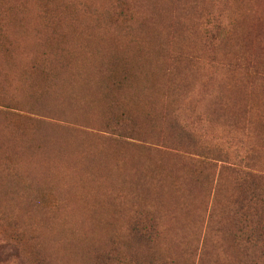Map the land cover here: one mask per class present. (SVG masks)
Segmentation results:
<instances>
[{
  "label": "trees",
  "instance_id": "1",
  "mask_svg": "<svg viewBox=\"0 0 264 264\" xmlns=\"http://www.w3.org/2000/svg\"><path fill=\"white\" fill-rule=\"evenodd\" d=\"M250 11L247 0H0V181L9 185L2 195L20 194L37 212L56 213L74 201L82 216L84 210L91 213L99 222L93 230L102 237L65 239L71 245L68 263L81 258L84 264H174L167 261L171 247L163 219L187 226L191 207L202 206L207 191L209 201L213 198V227L221 239L233 242L229 264H264V168L251 164L254 149L243 132L235 133L238 124L227 111L232 105L243 111L242 106L223 102L218 95L225 83L216 80L227 57L232 60L227 73L240 72L247 83L253 76L248 68L237 70L225 49L226 43L247 45ZM190 12L202 29L198 56L172 47L176 25L181 36L187 35L180 18ZM256 35L257 57L264 62V30ZM206 53L210 73L205 78L191 71L187 79H178L182 65L200 66ZM254 72L264 78V67ZM78 85L80 97L94 93L92 120L100 130L80 137L56 133L49 128L63 129L62 123L47 124L31 115L37 105L52 109L45 104L55 103L51 95L60 98L65 87L63 96L75 100ZM9 87L15 88L10 98ZM222 117L229 122L216 121ZM165 121L178 144L184 140L179 154L155 143ZM237 123L241 126V120ZM220 137L227 150L205 145L206 138ZM27 157L56 165L52 178L38 186L20 183L22 173L13 164ZM216 161L225 165L218 169ZM129 181L146 194L136 193L127 228H115L126 204L111 192ZM223 183L230 187L224 189ZM171 196L192 203L175 205ZM12 219L11 212H0V248L7 250L0 264H49L44 247L27 243L26 230L13 219L14 227Z\"/></svg>",
  "mask_w": 264,
  "mask_h": 264
},
{
  "label": "rangeland",
  "instance_id": "2",
  "mask_svg": "<svg viewBox=\"0 0 264 264\" xmlns=\"http://www.w3.org/2000/svg\"><path fill=\"white\" fill-rule=\"evenodd\" d=\"M247 2L251 8L247 18L249 23L246 28V32H248L249 29L251 30V34L248 33L249 36L246 38L248 43L244 47L237 45L232 47L228 46L226 43L225 49L231 52V58L234 60V65L237 70L241 71L248 68L251 70L253 76L248 79L249 82L247 83L246 78L239 75L240 72L227 73V70L229 69L227 62H232V60H228L227 57V60L222 61L220 64L222 75L216 80L225 83L226 88L218 95L223 102L226 104L242 106L243 111H239V109H237L238 106L233 105L229 106L227 111L234 116L235 119H233V121L236 122V124L239 125L240 123L237 122L238 120H241V126L238 127L237 125V127H234L235 133L238 136H240L242 132L245 134V139L248 140L251 144V148L254 149L250 154L253 156L251 164H254L261 169L264 168V131L261 132V129L263 128L262 126L264 125V94L262 92L264 88V78L261 79L262 75L255 73L254 70L256 67L260 70L264 67V62L261 57H257L260 55V51L257 52V50L260 48L261 44L256 35V32L260 27L264 30V0H247ZM174 15L175 17L177 16V9ZM198 20L199 19L194 16V13L192 12L186 17L180 18L182 29L187 35L181 36L182 32L180 26L179 24L176 25L178 32L175 29L172 34V47L176 52L182 51L186 55L195 56L200 54L198 49L201 48L202 29L197 25ZM189 36L191 37V40L188 42L192 44L186 42L183 43V41H181L182 38H189ZM191 45L193 47H190ZM219 50L221 53L224 52L222 48H219ZM205 57L207 58V53ZM204 58H201L200 66L190 64V68H188L187 66L182 65L180 68L182 74L178 79H187L190 76L191 71L196 77L205 78L207 74L210 73V61L208 58ZM202 62L206 63L205 66H203ZM197 80L199 81V79ZM238 81L242 84L239 82V85H237ZM65 89L68 88L65 87L63 91L60 92V98H57L53 94L51 95L50 99L51 101H56L55 103L48 102L45 104L52 109L39 107L41 105H37L38 107H35V110H31L33 112L31 115L38 116L41 120H47V124L50 122L49 120L55 123H62L65 126L63 129L49 128L52 132L56 133L67 134V132H69L73 134L72 136L80 137L85 131L90 130L96 132L100 130L101 128L98 129L97 127L99 126V123H95V121L92 120V118L95 117L94 114H96V110L92 103L94 93H91L90 98L80 97L81 91L78 85L77 88H74V90H76L75 93L77 98L72 100L63 96ZM5 92L7 97L10 98L9 96L15 93V88H6ZM3 94L4 90L0 89V95ZM15 97H18V95ZM80 101L85 106V109L89 111L88 114L83 113L85 109L82 107ZM23 113L27 114L26 111ZM1 118L2 115L0 112V122L2 120ZM22 119L26 118L22 117ZM216 121L221 124H223V121L229 122L228 119L225 120V117L218 118ZM163 125L165 130H163L160 135V142L155 140V143L157 142V146L162 150L167 149L173 153H180L182 148H185L183 147L184 140L178 144L179 138L174 136L171 132L172 130L169 129L168 121H165ZM205 145L217 146V148L222 147L227 150L226 140L223 141L221 137L215 140H207L206 138ZM216 163L218 164V169L225 165L220 161H216ZM13 166L16 168L17 172L22 173L21 177L18 178L20 183L28 180V182H32L35 186L40 184L42 179L52 178L51 171L56 165L47 163L36 157H27L20 162L14 163ZM53 178L55 179L56 177ZM132 185L133 187H130ZM8 186L9 185L6 187L3 186L0 181V212H11V219L13 218L14 221H17L26 230V236L29 239L26 241L27 243L33 244L34 247H44V252L49 264H72L67 262L66 250L69 249L71 245H68V242H64L65 239L78 242V238L87 240L89 239L88 237H90L91 239L94 238L92 242H95L102 237L101 232L93 230L99 222L91 219V213H89L88 210L83 211V216L81 215V212H77V209L79 211L80 207L77 208L74 201L70 202V206H65L59 209L56 213H52V210L45 211L44 209V211L39 210L37 212L33 205H30L24 198H19L21 196L20 194L12 195L9 193V198L2 195L7 190ZM226 186L230 187L226 183H223L224 189ZM97 189L99 188L95 187L92 191ZM98 192H100V190ZM137 192L140 194H146L141 188V185H138V188H136L130 181L126 182L123 188H116L111 192L114 197L119 195L120 198H123L126 204V210L121 213L120 219L113 222L115 228H127L129 211L133 204H137L138 201L136 198ZM132 194H135L134 198H132ZM207 194L206 191L202 206L196 204L191 207V220L188 222L187 226H184L178 220L169 221L164 217L163 230L168 234V246L171 247L167 261H174V264H229V261L234 258L233 254H235V251L232 248L233 242L221 239L216 231V227H213V222L210 221L211 212L213 210V198L209 201ZM155 195L156 193H152L151 197L155 198ZM16 198L21 202L16 200L13 201ZM170 199L172 201L177 200V204L175 205H179L181 202L188 205H191L192 203L191 199L185 196L183 198L179 197V201L177 196H171ZM149 200L152 203L155 202L152 199ZM155 203L158 204V202ZM159 206L164 207V204L159 203ZM205 206H207V208H203ZM183 207L185 208L186 205H183ZM217 213L220 215L221 212L217 211ZM13 219L12 223L15 227L17 224H15ZM77 228L80 229V232H77ZM85 230H87V232H85ZM61 237L64 238L62 239ZM3 240L4 238L0 236V243H2ZM78 251L82 252L83 249H78ZM6 253L7 250L5 247L0 248V260L5 259L6 256L3 255H6ZM8 264H11V260ZM78 264H84V261L80 258V263L78 262Z\"/></svg>",
  "mask_w": 264,
  "mask_h": 264
}]
</instances>
